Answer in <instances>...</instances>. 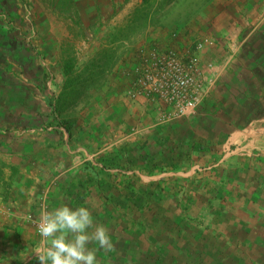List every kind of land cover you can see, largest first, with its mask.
Returning a JSON list of instances; mask_svg holds the SVG:
<instances>
[{
	"label": "crops",
	"instance_id": "obj_1",
	"mask_svg": "<svg viewBox=\"0 0 264 264\" xmlns=\"http://www.w3.org/2000/svg\"><path fill=\"white\" fill-rule=\"evenodd\" d=\"M59 4L61 76L53 64L45 90L25 50L7 49L0 2V264H38L40 211L62 205L108 229L114 251L88 245L98 264H264V0ZM66 39L76 57L101 41L106 66L59 113ZM152 47L197 55L211 91L192 115L169 118L163 102L129 95Z\"/></svg>",
	"mask_w": 264,
	"mask_h": 264
},
{
	"label": "rangeland",
	"instance_id": "obj_2",
	"mask_svg": "<svg viewBox=\"0 0 264 264\" xmlns=\"http://www.w3.org/2000/svg\"><path fill=\"white\" fill-rule=\"evenodd\" d=\"M53 1L0 0L6 9L7 26L4 27L5 30L3 32H7V49H11L12 52L18 49L25 50L26 55L24 60L28 63L29 69H32L30 73L33 78L41 80V77H43V80L47 81L45 84L41 83L43 87L49 82L52 83L53 78L55 79V74L53 73L54 65L59 69L58 73H56L57 77L61 76L60 59L51 55V48L56 45L55 37H61L63 34L67 35L68 30L66 22L55 18ZM1 27L0 25V33L4 29ZM42 42L48 50L44 56L37 53V50L40 48L39 44H42ZM100 42L90 40L86 41L85 45L81 44L76 47L77 50L78 48L80 49V53L87 52L93 54L89 51L91 48L95 51L94 53L97 52L96 56L86 54V56L80 55V57H77L80 60L78 65L80 71L102 65V61L106 59V55H100L99 51L106 52L107 49H101L102 47L100 48L99 46ZM70 45L67 39L60 42V46L63 48H71ZM20 57L21 59L23 58V56ZM7 58L9 61H13L14 57L7 56ZM45 90H49L47 85Z\"/></svg>",
	"mask_w": 264,
	"mask_h": 264
},
{
	"label": "built area",
	"instance_id": "obj_3",
	"mask_svg": "<svg viewBox=\"0 0 264 264\" xmlns=\"http://www.w3.org/2000/svg\"><path fill=\"white\" fill-rule=\"evenodd\" d=\"M203 49L199 44L195 52ZM132 73L129 95L163 102L173 110L169 118L192 115L210 95L211 86L203 79L198 57L191 51L179 54L157 47L141 51Z\"/></svg>",
	"mask_w": 264,
	"mask_h": 264
},
{
	"label": "clouds",
	"instance_id": "obj_4",
	"mask_svg": "<svg viewBox=\"0 0 264 264\" xmlns=\"http://www.w3.org/2000/svg\"><path fill=\"white\" fill-rule=\"evenodd\" d=\"M37 230L40 241L34 255L38 264H98L96 250L88 247L92 243L105 253L115 250L108 229L94 224L84 207L62 205L49 211L44 206Z\"/></svg>",
	"mask_w": 264,
	"mask_h": 264
},
{
	"label": "trees",
	"instance_id": "obj_5",
	"mask_svg": "<svg viewBox=\"0 0 264 264\" xmlns=\"http://www.w3.org/2000/svg\"><path fill=\"white\" fill-rule=\"evenodd\" d=\"M60 7L66 9L67 0H59ZM61 66L64 77L63 91L55 104L56 112H63L77 104L78 99L85 96L92 81L98 80V75L103 74L106 63L97 67L87 68L80 71L78 59L70 48H64L61 54ZM98 74V75H97ZM45 78V77H44ZM46 83L47 81L44 80Z\"/></svg>",
	"mask_w": 264,
	"mask_h": 264
}]
</instances>
